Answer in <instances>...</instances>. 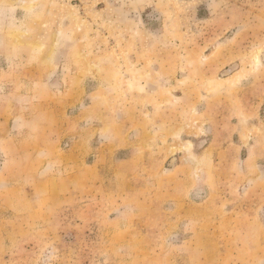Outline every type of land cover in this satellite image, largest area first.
<instances>
[{
    "label": "rangeland",
    "instance_id": "obj_1",
    "mask_svg": "<svg viewBox=\"0 0 264 264\" xmlns=\"http://www.w3.org/2000/svg\"><path fill=\"white\" fill-rule=\"evenodd\" d=\"M0 264H264V0H0Z\"/></svg>",
    "mask_w": 264,
    "mask_h": 264
}]
</instances>
